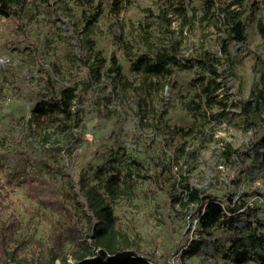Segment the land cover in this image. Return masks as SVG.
Instances as JSON below:
<instances>
[{"label": "rangeland", "instance_id": "374dc122", "mask_svg": "<svg viewBox=\"0 0 264 264\" xmlns=\"http://www.w3.org/2000/svg\"><path fill=\"white\" fill-rule=\"evenodd\" d=\"M210 1L171 0L165 5V0H123L125 7L117 12L111 8L110 0H104V13L93 28V36L98 41L97 47L113 53L122 63L131 83L123 87L120 80L113 79L110 62L102 68L95 64L99 71L91 70L89 78L85 76V64L80 59L82 53L77 45L83 34L75 32L74 24L76 15L80 16L77 8L80 0H28L22 11L24 32H19L7 19L0 23V56L8 57L5 63L0 62V133L7 130L9 121H17L20 125L27 120L35 103L48 92L46 69L50 68L55 83L78 85L76 108L82 118L73 129L80 140L71 145V150H63L60 156L67 161L68 169L75 177L84 161L94 155L95 147L90 143L94 140L99 151L109 146L114 150L121 149L126 153L123 161L129 155L143 159L146 164L142 173L146 175L154 176L161 169L160 165H166L163 172L166 182L176 181L178 191L182 189V173L188 174L190 165H196L190 174L191 183L207 191L235 192V199L243 191H264V148L258 142L262 131L256 132L250 126L238 105L241 99L249 96L264 71V37L258 28L259 20L264 18V4L253 12L249 0L244 1L247 40L243 43L229 40L228 60L223 56L226 60L219 66L222 75L218 81L223 86L216 94L225 104L215 103L204 108L205 118L196 123L199 130L187 137L186 154H175L176 146L185 140L184 137H174L167 132L164 135L154 133L152 123L157 115L153 107L160 110L168 103L172 123L182 119L193 123L194 117L185 112L181 99L187 100L198 91L191 80L199 75V68H179L172 76L162 77L164 88L149 90L146 79L131 69L128 60V56L135 57L142 52L144 38L141 33L145 28L153 29L151 41L156 44L154 47L167 41H178L181 57L197 54L210 44L219 51L226 37V25L219 14L221 8L241 6L236 0ZM177 5H184L186 14L179 15L175 10ZM158 6L168 9L172 36L163 32L164 25H160L157 15H150L151 11L146 9L151 7L157 12ZM145 22L151 24L144 28L141 25ZM119 35L121 38H117ZM94 54L91 49L86 54L90 64L97 62ZM140 99L147 109L145 120L148 121L141 127V116L136 113ZM58 123L51 127L47 140L38 135L35 137L40 145L44 143L48 153L52 152V146L62 145L70 137L71 128L62 124L57 126ZM163 137L166 138L161 145L159 139ZM227 143L245 151L241 156H235L234 163L223 160L222 151ZM9 150V141L0 142V155L8 158L7 164L13 158L8 154ZM156 154H161L160 160ZM220 164H224V168ZM7 173L2 174V182L8 181ZM150 180L142 179L135 194L128 192L114 203L118 226L126 239L141 252L155 254L158 261H164L163 264H171L168 261L173 256L176 258L172 264H227L212 244L216 237H225L222 231H217L211 241L206 240L196 256H181L183 248L193 239L202 237L197 217L186 210L179 214L171 210L169 214L166 195L154 191L155 186ZM9 186L13 187V184ZM11 195L16 200L11 210L44 234L48 229L46 220L42 214H37L36 203L27 198L24 188L15 186ZM256 199L253 195L248 198L252 202ZM240 215L244 217L242 213ZM243 223V220L239 221L240 226ZM158 261L157 264H162Z\"/></svg>", "mask_w": 264, "mask_h": 264}, {"label": "trees", "instance_id": "16d2710c", "mask_svg": "<svg viewBox=\"0 0 264 264\" xmlns=\"http://www.w3.org/2000/svg\"><path fill=\"white\" fill-rule=\"evenodd\" d=\"M110 1L111 8L117 12L125 7L122 5L123 0ZM170 1L165 0V5ZM244 1L236 0L241 6L237 9H231L230 6L221 8L219 14L226 25V37L219 51L210 44L197 54L181 57L178 41L171 40L154 47L156 44L151 41L153 29L145 28L151 23H141L145 28L144 33H141L144 48L135 57L128 56V60L131 69L141 73L146 79L149 90L152 87L164 88L162 77L172 76L179 68L197 67L200 70L199 75L191 80L199 88L198 91L187 100L181 95L184 98L181 102L185 104V112L194 117L193 123L183 119L172 123L168 103H164L160 110L153 107L158 116L155 123H152L154 133L162 132L164 135L167 132L171 136L185 138L175 148L177 156L180 152L187 153V137L199 130L196 123L205 118L204 108L224 102L218 100L216 94L223 86L218 81V77L222 75L219 66L224 60H228L229 40L238 43L247 40V9L243 7ZM27 2L28 0H0V23L7 19L15 24L19 32H24L22 11ZM248 4L256 12L263 7L264 0H249ZM77 8L80 16L76 15L74 24L75 32L83 34L77 45L80 47V54L82 53L80 59L85 64V76L89 78L91 70L99 71L95 69V64L102 68L110 62L113 79L120 80L123 87L130 86V79L126 77L122 63L113 53L97 47L98 41L93 36V28L104 13V0H80ZM146 9L151 11L150 15H157L160 25H164L163 32L172 36L168 9L159 6L157 12L151 7ZM175 10L181 16L187 12L184 5L175 6ZM258 28L264 37V18L259 20ZM117 38H121V35ZM89 49L95 51L96 63L88 62L89 55L86 57V54ZM128 53L129 51L126 52ZM223 56L226 59H222ZM87 64L90 65L86 67ZM46 71L48 92L35 103L23 124L9 121L7 130L0 133L1 144L9 141L8 154L13 157L7 164L5 160L8 158L0 155V264H149L150 260L157 263L159 258L155 254L141 252L122 234L114 208L118 198L129 194L128 192L136 193L142 179H151L154 191L166 195L165 204L169 203V214L171 210L177 214L186 210L189 215L197 217L202 237L193 239L183 248L182 257L196 256L206 240L211 241L217 231H222L226 234L225 237H216L212 244L227 264H264V191H243L236 199L235 192L221 194L207 191L190 181L191 171L196 165H190L188 174L182 173V189L178 191L176 181L170 184L166 182L163 175L166 165H160L161 169L154 176L146 175L142 173L146 164L143 159L129 155L123 161L126 153L121 152V149L114 150V147L109 146L106 150L99 151L94 140L90 142L95 147L94 155L84 161L76 177L72 175L67 161L60 156L63 150H71V145L80 140L73 129L82 118L76 108L78 85L55 83L50 68ZM138 103L136 113L141 116V127L148 122L145 120L147 109L143 107V99ZM238 105L250 126L256 132L262 131L258 142L264 148V71L249 96L241 99ZM57 121V126L62 124L71 128L70 137L62 145L52 146V152L48 153L44 143L40 145L35 137L38 135L47 140L51 127ZM166 137L159 139L161 145ZM80 138L85 140L84 136ZM243 153L245 151L227 143L222 157L224 162L234 163L235 156L239 157ZM156 157L160 160L161 154H156ZM122 162L124 165H121ZM6 171L9 179L2 182V174ZM15 186L24 188L27 198L36 203L37 214L44 216L48 226L44 234H40L38 227L31 226L30 221H23L11 210L16 204L11 195V189ZM251 195L258 197L255 202L248 200ZM260 198L262 201L259 203ZM241 213L244 217H240ZM240 220L244 221L242 226L239 225Z\"/></svg>", "mask_w": 264, "mask_h": 264}, {"label": "built area", "instance_id": "2783aa9c", "mask_svg": "<svg viewBox=\"0 0 264 264\" xmlns=\"http://www.w3.org/2000/svg\"><path fill=\"white\" fill-rule=\"evenodd\" d=\"M8 60V57H6V56H0V62H2V63H5V61H7ZM220 167L221 168H224V164H220ZM256 198H258V197H256ZM260 201H262L261 200V198H260ZM242 210V209H241ZM175 256H173L171 259H169V263H173V262H175ZM149 262V264H157V263H155V262H153V261H148ZM166 264V263H165Z\"/></svg>", "mask_w": 264, "mask_h": 264}]
</instances>
